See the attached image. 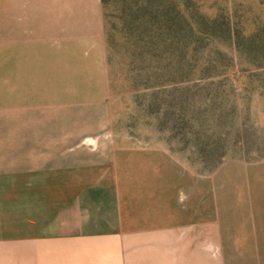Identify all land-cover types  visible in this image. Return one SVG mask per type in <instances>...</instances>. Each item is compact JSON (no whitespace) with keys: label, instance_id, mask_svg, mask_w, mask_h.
<instances>
[{"label":"crops","instance_id":"crops-1","mask_svg":"<svg viewBox=\"0 0 264 264\" xmlns=\"http://www.w3.org/2000/svg\"><path fill=\"white\" fill-rule=\"evenodd\" d=\"M16 7L17 40H0V264H264V214L190 222L178 165L118 143L102 0Z\"/></svg>","mask_w":264,"mask_h":264},{"label":"rangeland","instance_id":"rangeland-1","mask_svg":"<svg viewBox=\"0 0 264 264\" xmlns=\"http://www.w3.org/2000/svg\"><path fill=\"white\" fill-rule=\"evenodd\" d=\"M17 1L0 0L2 42ZM104 24L118 143L178 165L190 222L264 214V0H106Z\"/></svg>","mask_w":264,"mask_h":264},{"label":"trees","instance_id":"trees-1","mask_svg":"<svg viewBox=\"0 0 264 264\" xmlns=\"http://www.w3.org/2000/svg\"><path fill=\"white\" fill-rule=\"evenodd\" d=\"M102 2H103V5H104L105 2H106V0H102ZM163 9H164V8H163ZM162 11H163L164 16L167 17V21H168V20H171L170 18H168L169 13H168L166 10H162ZM171 21H172V20H171ZM165 28H166L167 30H170V29H171L168 25H166ZM230 32H231V29H230Z\"/></svg>","mask_w":264,"mask_h":264}]
</instances>
